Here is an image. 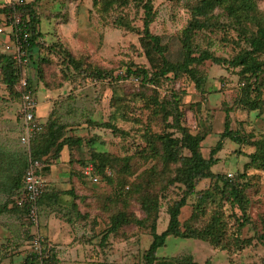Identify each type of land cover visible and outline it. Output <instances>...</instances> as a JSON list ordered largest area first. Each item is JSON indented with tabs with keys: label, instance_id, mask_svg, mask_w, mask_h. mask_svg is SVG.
Segmentation results:
<instances>
[{
	"label": "rangeland",
	"instance_id": "374dc122",
	"mask_svg": "<svg viewBox=\"0 0 264 264\" xmlns=\"http://www.w3.org/2000/svg\"><path fill=\"white\" fill-rule=\"evenodd\" d=\"M9 1L12 0H0V6ZM195 1H153L156 16L151 30L153 34L162 37L163 44L168 48L165 55L171 60L182 58L180 36L191 18L188 5ZM257 2L259 8L264 10V0ZM35 4L42 19L41 43L49 45L61 42L72 53L87 55L88 61L99 67L112 69L113 75L118 76L119 80L88 78L83 83L74 80L73 70L70 72V79L65 80L61 72L64 66L57 59L58 66H50L47 70L48 75L53 72L51 78L56 81V84H50L49 81L43 82L38 78L36 64L31 60L24 66L23 77L30 80L38 99L40 120L44 125L41 131L44 130L50 114L55 113L62 121L70 124L69 135L84 139L82 146L65 147L58 160L43 163L44 188L66 192L64 198L72 199L73 202L76 199L78 212L86 216L83 221L88 222L87 226L90 225L94 230L78 219L69 221L65 214L67 209L73 211V207L69 205L64 208L42 206L38 225L28 223L25 214L21 216L6 210L0 213V264H23L28 255L35 253L32 241L36 235L47 237L48 246L58 248L61 264H131L149 246L152 236L148 230L127 225L117 234L110 235L106 247L101 246V233L108 225L116 189L113 184L107 183L94 173L91 153L93 150L118 156L128 153L123 149L120 137L102 123L112 119L115 110L113 96L146 92L140 82L132 80L133 75L123 77L127 65L135 63L146 67L157 66L161 64L162 56L150 46H144L141 32L125 29L115 23L121 15L137 29H143L144 12L135 1L112 10L104 17L94 7L93 0H36ZM3 17L4 14L0 13L1 22ZM6 30L10 31V27H6ZM236 36L235 29L228 32L220 29L205 30L196 37V43L209 49L217 57L230 59L237 52L234 43ZM5 39L6 35L0 38L1 52H4ZM49 54L48 51L43 55ZM204 69L208 79L202 89L197 88L189 78L163 83L157 89L161 98L172 94L182 97L181 107L184 109L185 123L193 133L206 135L202 141V151L206 157L210 156L212 148L220 140L227 113L231 116L232 128L246 136L244 143H237L230 138L224 141L223 149L216 154L219 161L213 170L233 176L247 170L250 185L246 194L251 222L241 229V234L245 238L254 239L252 244L244 247L232 246L230 249H223L198 238L171 236L166 245L158 249V255L166 259L160 264H176L173 262L174 257L189 255L199 264H204L207 260L210 264H264V245L257 237L258 233L264 232V169L257 165L246 167L250 161L249 154L255 150L251 141L264 134V111L260 112L240 103L244 86L240 67L209 60ZM64 70L67 74L68 70ZM149 86L156 87L153 84ZM145 94L149 95L151 92ZM20 98L19 95L11 93L6 84L0 82V206L9 200L11 174L19 165L29 161L28 146L21 141L22 129L13 117ZM133 106L132 113L135 117L146 121L151 116L142 100H135ZM157 122L154 119L153 130L160 132L162 127ZM122 123L123 121L119 122V125ZM88 170L99 180L94 181L89 177L86 174ZM210 185H214V182L207 180L196 187L197 192L183 208V221L191 217L194 207L199 203V191ZM70 190L72 191L69 192ZM212 195L215 200L202 201V205L211 213L215 208L221 210L225 223L233 228L237 225L233 215H241L239 207L225 200L221 202L214 192ZM181 196L182 186H178L162 200L159 232L168 225L169 204ZM117 205L121 206L122 202L117 201ZM129 209L139 217L145 215L136 199L130 201ZM73 213L78 214L75 211ZM204 222L203 219H198L195 224L201 226Z\"/></svg>",
	"mask_w": 264,
	"mask_h": 264
},
{
	"label": "trees",
	"instance_id": "16d2710c",
	"mask_svg": "<svg viewBox=\"0 0 264 264\" xmlns=\"http://www.w3.org/2000/svg\"><path fill=\"white\" fill-rule=\"evenodd\" d=\"M135 1L144 12L143 29L137 27L119 16L115 23L129 30L141 32L144 46H150L154 52L162 56L160 65L146 67L145 65L130 63L125 69L123 77L134 75L140 78L144 92L133 95L121 94L112 97L115 110L112 119L102 123L119 136L123 142V149L127 154L118 156L109 152L93 150L91 160L94 163V173L102 180L113 184L116 196L109 213L108 225L101 233L100 244L104 248L109 244V237L117 234L122 227L136 225L148 230L152 236L149 246L137 255L131 264H160L165 258L158 255V249L167 243L169 237L198 238L210 242L215 247L230 249L232 246L244 247L252 244L253 237L245 238L241 229L249 224V199L246 191L250 185L247 170L236 176L216 173L213 167L218 163L216 154L223 149L224 141L231 139L237 143H244L245 135H241L231 126L232 120L226 114L224 130L217 145L212 148L210 156L206 157L202 151V141L206 135L193 133L185 123L184 109L181 107L182 97L172 94L160 97L157 87L163 83L176 82L182 78H189L199 89L204 88L208 74L204 69L207 61L227 63L232 67H240V75L244 86L240 103L251 109L264 111V10L258 6L257 0H196L188 5L191 18L181 32L183 55L179 60H171L165 55L168 48L163 44L160 35L153 34L151 24L155 19L154 0H93V5L103 17L116 8L128 6ZM36 0L20 3L18 1L5 2L0 6V13L4 15L19 12L30 32V60L36 64L37 76L43 82L56 84L51 74H47L50 66L57 65V59L64 68L61 70L65 80L70 79L73 70L74 80L86 82L88 78L98 80L107 79L118 81L113 70L99 67L88 61L87 55L72 53L61 42L52 44L41 43V15L37 10ZM2 20V19H1ZM10 21L2 24L8 26ZM214 28V29H213ZM220 29L224 32L237 31V52L230 58L217 57L212 51L202 48L196 43V37L201 31ZM50 52L48 56L44 52ZM55 57H53V56ZM24 66L13 57L0 51V82L6 84L11 93L21 95L19 83L23 76ZM50 79V80H48ZM153 84L156 87L149 85ZM29 87L32 83L29 80ZM148 97V98H147ZM145 98H147L145 100ZM142 100L143 105L150 110L151 116L145 121L133 115V102ZM154 119L162 127L160 132L153 130ZM123 121L122 125L119 122ZM95 123V122H93ZM96 124V123H95ZM127 124H130L127 126ZM43 131L39 132L31 141V154L34 160L50 163L58 160L65 147L82 146L84 139L68 134V122L62 121L60 116L51 113ZM139 139V141H137ZM255 150L249 154L250 161L246 167L257 165L264 169V134L251 141ZM46 162V163H45ZM43 164V165H44ZM28 160L19 165L11 174V191L8 202L0 206V213L9 210L23 216L24 208L16 203V197L24 188V177ZM246 168V169H247ZM37 173L43 175L42 169ZM210 180L214 185L199 191V203L189 219L182 220L183 208L196 191V187L203 181ZM182 186V196L174 199L168 206L169 222L165 230L158 231V220L162 200L168 197L170 191ZM70 190L69 192H71ZM218 196L220 201H228L239 207L241 215L234 214L235 224L232 228L224 221L223 212L207 211L202 201L210 202ZM66 192L43 189L38 198V206H72L73 211L67 209L69 221L78 219L87 226L85 215L81 214L76 199H66ZM76 198V197H75ZM136 199L144 212L143 217L137 216L129 209L130 201ZM117 201L122 205L118 206ZM72 202V203H70ZM76 208V210H75ZM78 214H74L73 212ZM209 214V215H208ZM209 216L207 219L206 217ZM198 219L205 222L199 226ZM258 240L264 245V232L257 234ZM41 253L28 255L23 264H61L59 251L56 246H48L47 237L43 238ZM176 264H199L192 256H177L173 258ZM204 264H210L207 260Z\"/></svg>",
	"mask_w": 264,
	"mask_h": 264
},
{
	"label": "built area",
	"instance_id": "2783aa9c",
	"mask_svg": "<svg viewBox=\"0 0 264 264\" xmlns=\"http://www.w3.org/2000/svg\"><path fill=\"white\" fill-rule=\"evenodd\" d=\"M24 3L27 0H12ZM4 20L10 21L8 26H4L0 21V38L6 35L3 48L4 52H8L14 60L23 65L30 63L28 51L30 49V32L28 26L23 20L22 14L15 12L14 14L4 15ZM10 27V31L6 30ZM132 80L139 83L140 78L132 76ZM21 107L18 112L22 122L21 141L28 146L29 161L24 177V188L16 197V203L19 207L24 208L25 220L32 224L38 225L40 222V209L38 206V198L43 192L45 179L37 173L38 169H42L40 160H34L31 154L30 144L32 139L43 129V122L38 117V99L35 91L29 87V79L22 76L19 83ZM86 174L94 181H98L97 176L92 175V171H86ZM44 239L40 235L34 237L33 246L36 253H41L42 243Z\"/></svg>",
	"mask_w": 264,
	"mask_h": 264
},
{
	"label": "crops",
	"instance_id": "0c3cea01",
	"mask_svg": "<svg viewBox=\"0 0 264 264\" xmlns=\"http://www.w3.org/2000/svg\"><path fill=\"white\" fill-rule=\"evenodd\" d=\"M20 107H21V99L18 100L17 109H16V112H15L13 117H14V121H17L19 123L20 129H22V122H21V120L19 118V114H18V111L20 110ZM37 113H38V117L41 118L40 115H39V109H38Z\"/></svg>",
	"mask_w": 264,
	"mask_h": 264
}]
</instances>
